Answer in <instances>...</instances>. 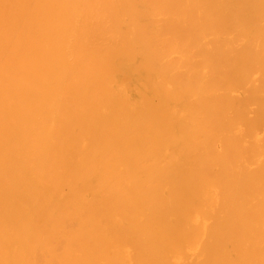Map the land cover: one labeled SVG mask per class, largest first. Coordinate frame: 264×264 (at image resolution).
I'll list each match as a JSON object with an SVG mask.
<instances>
[{"label": "bare ground", "instance_id": "bare-ground-1", "mask_svg": "<svg viewBox=\"0 0 264 264\" xmlns=\"http://www.w3.org/2000/svg\"><path fill=\"white\" fill-rule=\"evenodd\" d=\"M0 264H264V0H0Z\"/></svg>", "mask_w": 264, "mask_h": 264}]
</instances>
